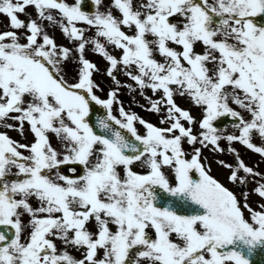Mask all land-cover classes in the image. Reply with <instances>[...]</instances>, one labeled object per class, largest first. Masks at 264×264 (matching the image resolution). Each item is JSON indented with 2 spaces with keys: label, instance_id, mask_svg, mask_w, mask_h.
Returning <instances> with one entry per match:
<instances>
[{
  "label": "snow or ice",
  "instance_id": "6c2138e0",
  "mask_svg": "<svg viewBox=\"0 0 264 264\" xmlns=\"http://www.w3.org/2000/svg\"><path fill=\"white\" fill-rule=\"evenodd\" d=\"M88 2L0 0V264H264V0Z\"/></svg>",
  "mask_w": 264,
  "mask_h": 264
},
{
  "label": "rangeland",
  "instance_id": "374dc122",
  "mask_svg": "<svg viewBox=\"0 0 264 264\" xmlns=\"http://www.w3.org/2000/svg\"><path fill=\"white\" fill-rule=\"evenodd\" d=\"M105 3H107V0H105ZM55 36L57 39L58 43H65L64 38L61 36L60 32L57 30L55 31ZM89 58L94 60L95 62H97L99 68L101 69L100 73L95 75V78L97 80L98 83L101 84L102 88L104 89V91H100L97 94L100 95L101 97H103L105 95V92L109 89V86L111 85V81L110 79L104 74V69L106 67V62H104L102 60V58H100L99 56H97L96 54L92 53L91 50L89 49L88 52ZM118 79H120L122 81V83H132L130 80H128L127 77H125L122 73L118 74ZM120 100L123 102V106L125 107L126 110H130V111H137L138 115H140L141 117L153 122V123H159V118L158 116L153 113V112H149L146 111V107H141V105H147V102L139 95L138 90L137 91H129V89L127 87H121L119 93H118ZM148 95H152L151 92H148ZM155 98V97H154ZM179 103L181 104H186V101L184 100H180ZM114 114L118 115V112L115 111L114 108ZM194 114H195V110H194ZM137 128L138 130H140L141 132L143 131L142 127L137 124ZM9 134L12 135L14 138L16 139H22L21 137L18 136L17 133L9 131ZM236 147L240 150L243 158L245 159V162L250 164V165H254L256 164L257 161H259V156L256 154L251 153L248 150H245L243 147H241L240 145H236ZM204 155L208 157V160L211 163L212 166V174L214 176H216L218 179H221L223 182L227 183L226 181V175H227V169L221 168L219 165H217L214 161L217 158L218 154L212 153L211 151H209L208 149L204 150ZM219 158L225 159L226 161L229 159L230 163L233 162V158L230 154L225 153L223 155H220ZM260 168L261 170H264V163L260 164ZM230 188H232L237 195H239L240 191L238 190V188L235 185H228ZM252 185L249 184L247 186L248 189H251ZM255 197H252L253 202L255 201ZM25 221L28 219L27 216L24 217ZM78 255V254H77Z\"/></svg>",
  "mask_w": 264,
  "mask_h": 264
},
{
  "label": "water",
  "instance_id": "95a60500",
  "mask_svg": "<svg viewBox=\"0 0 264 264\" xmlns=\"http://www.w3.org/2000/svg\"><path fill=\"white\" fill-rule=\"evenodd\" d=\"M103 114V110L100 108V106L94 105L93 107V120H95V117L97 115ZM225 123H228L227 120L224 121ZM255 264H262V256L257 255L254 257Z\"/></svg>",
  "mask_w": 264,
  "mask_h": 264
}]
</instances>
